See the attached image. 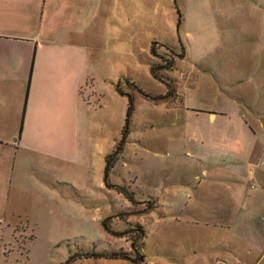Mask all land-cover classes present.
<instances>
[{
	"label": "rangeland",
	"instance_id": "1",
	"mask_svg": "<svg viewBox=\"0 0 264 264\" xmlns=\"http://www.w3.org/2000/svg\"><path fill=\"white\" fill-rule=\"evenodd\" d=\"M96 2L102 6L106 26L100 28L99 42L91 38L89 45L83 94L90 100L91 111L86 114L88 123L83 120L75 126V132L81 134L80 147H75L72 167L52 160L51 169L36 174L39 181L28 179L11 188L4 208L7 212L0 203V264H66L72 255L87 251H119L137 257L132 248L136 234H109L103 221L110 218L108 223L115 232L139 227L128 222L130 216L121 219L117 214L129 209L138 213L151 205L143 201L141 191L160 192V184L178 169L172 162L175 154H171L192 151L196 144L193 135L208 131L196 118L206 119L208 114L196 110H224L227 90L248 76L241 55L260 50L264 0ZM153 42L164 46L157 47L164 60L152 56ZM167 59L174 60L175 66L161 73L178 85L171 97L154 100L130 89L128 79L153 96L166 95L169 88L153 77L151 65L165 64ZM119 86L133 93L136 110L127 141L131 142L109 179L129 191L136 190V205L105 182L106 156L123 137L127 120L129 100L119 92ZM98 99L104 104L102 110L94 107ZM184 104L188 110L182 108ZM153 229L145 246L149 264L156 261L157 245L170 244L160 232L153 237L157 228ZM207 235L186 242L199 245L204 238L206 245L218 236L216 232ZM143 242V236L136 241L142 253ZM74 264L133 263L82 259Z\"/></svg>",
	"mask_w": 264,
	"mask_h": 264
},
{
	"label": "crops",
	"instance_id": "2",
	"mask_svg": "<svg viewBox=\"0 0 264 264\" xmlns=\"http://www.w3.org/2000/svg\"><path fill=\"white\" fill-rule=\"evenodd\" d=\"M96 1L0 0L4 212L11 188L28 179L39 181L36 174L51 169L52 160L72 167L81 138L76 123H88L91 111L83 94L89 45L93 39L99 42L100 28L106 26ZM260 26V50L241 55L248 76L227 90L225 109L196 110L208 114L206 119L196 117L208 131L193 135L192 151L171 154L178 169L160 184V192L141 191L143 201L156 207L128 220L146 233L142 264H149L145 246L155 227L153 237L162 233L170 244L156 246L151 264H264V23ZM96 106L104 109L100 99ZM182 108L189 109L185 104ZM254 183L259 186L253 188ZM213 232L217 238L206 245L204 238L199 245L186 242Z\"/></svg>",
	"mask_w": 264,
	"mask_h": 264
},
{
	"label": "trees",
	"instance_id": "3",
	"mask_svg": "<svg viewBox=\"0 0 264 264\" xmlns=\"http://www.w3.org/2000/svg\"><path fill=\"white\" fill-rule=\"evenodd\" d=\"M159 45H161V44H159L158 42H153L152 47H151V54L155 58H160L161 60H164L165 57L162 56L158 52L157 47ZM161 46L164 47L163 45H161ZM165 47H167V46H165ZM167 48L169 49V47H167ZM177 56H179L180 58H184V54H178ZM166 61L167 62H165V64H154V63H152V65H151V73H152L153 77L155 79L165 83L168 86L169 91L166 95L153 96V95L145 92L136 82L128 79L127 84L130 87V89L139 91L142 95L146 96L147 98H152L154 100H165V99H168L169 97H171L173 95V92H174L175 82L171 83L170 81L166 80L161 72L165 71V70H168V71L172 70L175 66V62L172 59H167ZM119 92L123 96H127L128 100H129L128 111H127V120H126V126L124 127L123 134H122L123 137L121 138V140L116 145L115 150L111 154H109L106 158L107 165H106V169H105V180H106L105 182L110 189H116L120 195L124 196L127 200H129L131 203L136 205L135 197H134L133 193L127 189V187L112 184L110 182V179H109L110 173L112 172V170L115 168V166L118 164V162L121 160V157L123 156L125 146H126L127 141H128V137L131 134L130 133L131 132L130 131L131 121H132V118H133L135 110H136L135 96L133 95V93L122 91L120 86H119ZM148 204H151V205H149L144 211H139L137 213V212L129 209L128 211L117 214V217L121 218V219H125L128 216H134V215H137L139 213L144 214V213H147V212L154 210L156 208L155 203L149 202ZM109 219L110 218L103 221V226L109 234H113L115 236H128V234L130 232L136 234V237L133 239V242H132V248H133V251L137 254V257H133V255L131 253L119 252V251H117V253H115V252H113V253H108V252L97 253L94 251L93 252L87 251V252L76 253L75 255H72L69 258V260L66 262V264H74L78 260H82V259L127 260V261L134 262L136 264H142L145 262L144 252L142 253V249L140 251L139 247L137 248V246H136V241L138 239H140L142 236H143V239L146 236V233L143 230V228L138 225L139 226L138 228H134V229H131L128 231H124L122 233L121 232H115L111 228L110 224L108 223Z\"/></svg>",
	"mask_w": 264,
	"mask_h": 264
}]
</instances>
